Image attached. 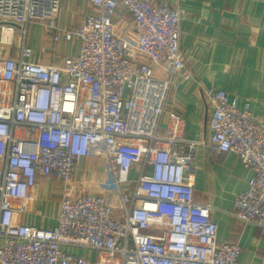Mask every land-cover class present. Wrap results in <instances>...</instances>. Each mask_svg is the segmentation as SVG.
Returning a JSON list of instances; mask_svg holds the SVG:
<instances>
[{"label":"built area","instance_id":"1","mask_svg":"<svg viewBox=\"0 0 264 264\" xmlns=\"http://www.w3.org/2000/svg\"><path fill=\"white\" fill-rule=\"evenodd\" d=\"M87 1L90 15L65 28L61 0H0V48L19 40L17 51L0 53V264H239L241 247L218 240L210 207L185 181L205 142L185 137L182 117L164 118L171 91L192 78L180 48L181 0ZM31 26L50 51L28 45ZM64 44L77 54L59 53ZM164 63L167 79L153 66ZM204 95L210 153H233L254 172L232 215L264 227V121L248 100L214 88ZM98 149L110 165L108 194L62 197L52 229L19 224L39 177L68 190Z\"/></svg>","mask_w":264,"mask_h":264},{"label":"crops","instance_id":"2","mask_svg":"<svg viewBox=\"0 0 264 264\" xmlns=\"http://www.w3.org/2000/svg\"><path fill=\"white\" fill-rule=\"evenodd\" d=\"M150 1L156 5L174 2ZM180 7L185 13L180 48L186 72L192 78L179 80L178 88L171 91L164 118L182 117L185 137L205 142L195 152V173L186 176L185 181L193 186L195 202L210 207V217L219 226L218 240L241 247L239 264H259L264 256V227L245 225L232 215L237 196L247 191L254 172L245 168L233 153H210L207 141L212 107L204 91L224 90L231 97L248 100L254 116L264 121V0H181ZM90 13L87 0H61L59 24L71 28ZM115 22L121 26L118 18ZM37 28V36L28 39V45L38 55L43 48L50 51L51 44L44 31ZM127 44H136V38L130 36ZM76 50V44H64L58 51L74 56ZM153 66L158 77H169L168 63ZM102 152V149L91 151L78 165L68 190L61 183L39 177L30 192L28 212L19 217V224L52 229L58 221L62 197L77 199L88 193L108 194L106 185L112 177ZM136 174L133 173V178ZM69 251L91 260L95 257V253L86 249Z\"/></svg>","mask_w":264,"mask_h":264},{"label":"rangeland","instance_id":"3","mask_svg":"<svg viewBox=\"0 0 264 264\" xmlns=\"http://www.w3.org/2000/svg\"><path fill=\"white\" fill-rule=\"evenodd\" d=\"M38 30V28L36 27V26H31L30 27V31H29V37H28V39H32L33 38V36H34V34H35V36H37V33L35 32V31H37ZM41 31V30H40ZM42 33V32H41ZM18 48H19V40L17 39L16 41H15V43H14V45L12 46V47H9V49H7V48H4V49H2V48H0V53L1 54H5V53H10V52H14V51H17L18 50ZM7 49V50H6ZM36 52H38V51H36ZM61 54H64V51L61 53ZM116 197V196H115ZM117 205H119V203H118V200H117V197H116V200L114 201ZM113 202V203H114Z\"/></svg>","mask_w":264,"mask_h":264}]
</instances>
